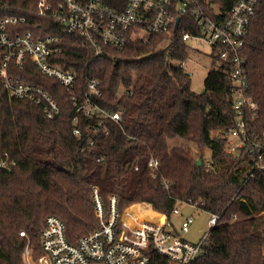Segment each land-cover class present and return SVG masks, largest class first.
Masks as SVG:
<instances>
[{
  "label": "trees",
  "instance_id": "trees-1",
  "mask_svg": "<svg viewBox=\"0 0 264 264\" xmlns=\"http://www.w3.org/2000/svg\"><path fill=\"white\" fill-rule=\"evenodd\" d=\"M104 1L110 6L127 2ZM199 1L211 17H216L212 4L227 12L237 2ZM37 2L0 0V22L24 17L8 25L11 35L32 30L37 37L58 36L63 52L55 58L76 69L78 77L68 88L29 59L23 67L11 65L13 79L42 85L58 101L60 114L49 118L40 105L10 95L0 75V264H24L28 244L41 254L48 215L65 222L72 242L95 230L93 186L104 200L117 195L122 211L132 205L125 217L133 213L153 220L161 212L171 219L175 207L191 202L217 213L206 253L191 264H264V174L254 157L229 156L226 140L212 136L215 129L235 125L232 80L215 67L198 93L181 66L191 51L184 32L199 31L193 16L181 14L172 35L130 39L123 49L105 47L95 55L79 34H64L53 17L40 15ZM5 50L0 47V66ZM244 56L249 94L264 126V0L251 22ZM212 62L218 64L216 58ZM88 76L101 79L102 94L92 100L107 114L121 111V119L78 110L74 95L85 99ZM175 139L185 144L171 146ZM206 148L212 152L209 164L202 152ZM152 159L156 167L149 165ZM251 172L254 176L243 185ZM159 258L165 260L155 252L153 259Z\"/></svg>",
  "mask_w": 264,
  "mask_h": 264
},
{
  "label": "built area",
  "instance_id": "built-area-1",
  "mask_svg": "<svg viewBox=\"0 0 264 264\" xmlns=\"http://www.w3.org/2000/svg\"><path fill=\"white\" fill-rule=\"evenodd\" d=\"M258 3L259 0H237L227 12L212 4L216 17H211L199 0H127L125 5L119 2L117 6H110L104 0H59L56 4L51 0H38L37 12L53 17L64 34H79L95 55L103 53L105 47L123 49L130 39L147 40L153 34L172 35L173 26L181 22V14L190 13L199 31L187 30L183 39H202L208 43L211 59L216 58L218 62L215 67L227 73L233 83L231 99L236 112L235 125L225 130L215 129L212 136L226 140L225 152L229 156L248 154L254 157L257 170L264 174V126L257 121L258 105L249 94L244 56ZM178 17L180 21L177 23ZM20 21H25V18L11 15L0 22V47L6 48L0 75L10 95L33 101L49 118H54L61 112L54 96L42 85L13 79L10 67L13 63L23 67L29 59L45 76L68 88L76 85L77 71L64 67L55 58L63 52L58 36L37 37L32 30L25 33L16 31L11 35L8 25ZM181 66L190 75L185 62ZM100 85V78H86L85 99L80 101L74 95L78 110L90 116L107 114L91 98L101 96ZM107 115L117 121L121 119V111ZM75 134L80 135V131L75 129ZM206 162L210 163L209 160ZM157 164L154 159L149 163L151 167ZM253 176L254 172L248 173L243 185ZM92 199L98 218L95 230L72 242L65 222L57 215H48L41 232L42 252L34 257L33 249L27 246L23 253L25 264H191L206 253L211 229L219 220L217 213L204 211L198 202L186 203L209 214V230L203 232L198 242H191L182 234L190 231L193 216L182 220L180 232L164 213H159L154 220H140L133 213L130 220L126 219L118 196L112 194L104 200L97 186H93ZM178 213L179 206L173 210V214ZM21 234L25 235V232ZM155 252L165 260L153 259Z\"/></svg>",
  "mask_w": 264,
  "mask_h": 264
},
{
  "label": "rangeland",
  "instance_id": "rangeland-1",
  "mask_svg": "<svg viewBox=\"0 0 264 264\" xmlns=\"http://www.w3.org/2000/svg\"><path fill=\"white\" fill-rule=\"evenodd\" d=\"M189 44L191 45V51H189V56L184 61L185 69L187 71H191L189 77L191 79L192 89L198 93H202L205 89L204 81L207 76V73L209 72V70L215 68V65L213 64L210 56L211 46L202 39H192L191 41H189ZM170 144L171 146H173V145L185 144V142L181 139H175L172 140ZM202 152L205 156L206 161L208 160L210 161L212 154L211 150L209 148H206ZM137 204L141 206L142 210L149 208V205L147 203H137ZM131 206L125 208L123 210L124 213H126V211ZM179 208H180V213L172 215L171 218L175 229L181 232L180 227L182 220L188 216H193L194 222L191 224L190 231L182 234V236L191 242H198L202 237L203 232L208 231L210 228L208 223L209 214L206 212L198 211L194 209L191 205L185 203L179 205ZM162 221H164V219H162ZM28 246L33 249V247L30 246L29 244ZM33 251H34L33 253L34 257L39 256L38 254L35 253L36 252L35 249H33Z\"/></svg>",
  "mask_w": 264,
  "mask_h": 264
},
{
  "label": "bare ground",
  "instance_id": "bare-ground-1",
  "mask_svg": "<svg viewBox=\"0 0 264 264\" xmlns=\"http://www.w3.org/2000/svg\"><path fill=\"white\" fill-rule=\"evenodd\" d=\"M135 216L138 217V218H141L140 220H143V219H144V218L141 217L140 215H135ZM125 218L128 219V220H130V216H126Z\"/></svg>",
  "mask_w": 264,
  "mask_h": 264
},
{
  "label": "water",
  "instance_id": "water-1",
  "mask_svg": "<svg viewBox=\"0 0 264 264\" xmlns=\"http://www.w3.org/2000/svg\"><path fill=\"white\" fill-rule=\"evenodd\" d=\"M179 21H180V17L177 18V23H178ZM201 162H202V159L199 158V159H198V163L201 164Z\"/></svg>",
  "mask_w": 264,
  "mask_h": 264
},
{
  "label": "crops",
  "instance_id": "crops-1",
  "mask_svg": "<svg viewBox=\"0 0 264 264\" xmlns=\"http://www.w3.org/2000/svg\"><path fill=\"white\" fill-rule=\"evenodd\" d=\"M149 205V208H151V209H153L152 208V206L150 205V204H148ZM154 210V209H153ZM155 212H158V211H156V210H154ZM152 220V219H151ZM154 220V219H153Z\"/></svg>",
  "mask_w": 264,
  "mask_h": 264
}]
</instances>
